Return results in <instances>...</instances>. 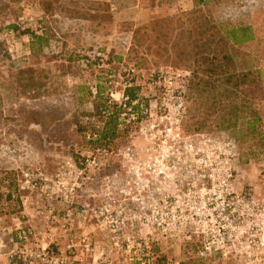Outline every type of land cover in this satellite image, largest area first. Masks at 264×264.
I'll return each instance as SVG.
<instances>
[{"label": "rangeland", "instance_id": "obj_1", "mask_svg": "<svg viewBox=\"0 0 264 264\" xmlns=\"http://www.w3.org/2000/svg\"><path fill=\"white\" fill-rule=\"evenodd\" d=\"M82 1L93 5L77 0L74 10L94 11L89 14L101 24L98 35L109 49L57 46L61 41L50 17L73 1L0 0V173L30 168L50 181L44 193L30 194L23 226L35 227L39 241L54 252L72 241L80 260L75 264H135L128 254L111 250L113 228L76 214L83 207L110 206L125 234L148 244L150 264H239L244 255L237 252L238 243L252 235L264 240V9L225 8L234 0H208L207 7H186L184 0H112V12L110 3ZM253 13H259L253 18L256 40L218 48L229 54L224 71L230 85L223 86L226 77H221L220 93L207 87L186 95L175 126L167 115L172 107L167 92L142 81L128 93L149 103L150 110L121 113L120 138L107 150L95 149L89 136L104 120L93 116L89 103L97 94L108 101L109 76L117 90L127 66L145 74L168 68L188 72L189 82L194 64L188 56L197 51L192 44L201 28L214 27L221 36L220 29L240 17L250 22ZM31 18H41L40 25ZM39 28L45 44L33 41L26 55L28 43L20 37ZM8 31L15 39L4 37ZM91 53L100 54L109 70L86 63ZM214 96L221 105L213 104ZM257 118L260 123L251 128ZM92 159L94 168L85 163ZM70 189L71 200L63 201ZM49 211L60 221L70 214L74 227L65 232L52 216L47 220ZM12 212L14 219L20 216L19 203L0 199V225H12ZM0 239L6 253L9 235L0 233ZM82 240L92 254L78 247ZM224 252L228 261L221 260ZM8 263L2 254L0 264Z\"/></svg>", "mask_w": 264, "mask_h": 264}, {"label": "built area", "instance_id": "obj_2", "mask_svg": "<svg viewBox=\"0 0 264 264\" xmlns=\"http://www.w3.org/2000/svg\"><path fill=\"white\" fill-rule=\"evenodd\" d=\"M31 20L29 19V22ZM4 37H9L11 40L15 39L16 33L8 31L4 33ZM10 53V50H7ZM88 61L86 63H95L97 68H106L109 70V66L105 64L106 60L102 58L100 54L91 53L87 56ZM25 60V58H24ZM188 72L174 70L171 68L160 69L151 71L145 74L142 70H137L131 66H127L123 69L122 78L119 77L123 86L120 90H117L119 84L112 81L113 76H109V85L112 86V91L109 94L107 105L110 107H116L121 110L122 113L128 115L133 114V110L137 109L138 114L145 115L150 110L151 105L145 104L139 99H133L129 95V90L135 87H141V82H145L148 87L163 88L168 95V102L171 104V109H167L168 119L174 121V125L178 126L183 113L184 100L186 95V88L188 85ZM95 95V92H93ZM85 123L92 121V118H84ZM98 130V128H97ZM92 139L96 138V133L92 134ZM86 166L96 167L97 163L95 159L86 160ZM8 172L10 171L7 170ZM14 188L10 192V198L13 201H17L21 208L20 216L13 220L11 226L0 225V233L8 234L9 249L6 253L3 251L6 249V245L0 239V256L4 254L8 260V264H75L80 263L76 255V245L70 241L61 252H54L51 248L39 241L40 234L36 231V228L32 225L23 226L24 212L29 208V196L34 192L44 193L49 188L50 181L38 171L31 170L30 168L21 169L19 172H14ZM227 188V185L225 186ZM73 190L70 189L63 195V201L71 200L73 196ZM231 194L227 193L226 197ZM243 199H241L242 201ZM83 221L95 220L102 225H108L111 233L114 235L109 237V244L111 250L118 253H125L129 255V261L135 264H150L152 260V252L150 247L145 242H138L133 240L129 235L125 234V224L123 221L117 219L110 206H103L100 208H88L83 207L76 213ZM52 216V221L59 222L61 229L65 231L70 227V214L66 213L61 217V221L57 220L53 216L52 212H48L47 220ZM259 229L255 231H262ZM218 234L223 230H217ZM33 242V244H32ZM79 248L86 255L92 254L93 250L90 244L85 240H82L78 244ZM239 248L236 249L239 254L244 256L238 258L239 264H264V240L256 239V235L250 236L249 240L243 243H238ZM233 248H236L235 244H232ZM81 252V254H82ZM228 253L224 252L221 255L222 261H228Z\"/></svg>", "mask_w": 264, "mask_h": 264}, {"label": "trees", "instance_id": "obj_3", "mask_svg": "<svg viewBox=\"0 0 264 264\" xmlns=\"http://www.w3.org/2000/svg\"><path fill=\"white\" fill-rule=\"evenodd\" d=\"M69 6H59L58 16L61 19L62 23L71 21V20H79L84 23H87L88 32L90 31L92 34L98 35V30L101 28L100 23L95 21L94 17L90 16V12L94 11L88 10V14L83 15L81 12H78L75 9L77 5V0H69ZM82 5H91L93 3L83 2L82 0H78ZM193 6L196 7H207L208 0H190ZM74 7V8H73ZM180 17V16H179ZM53 17H50L52 20ZM178 19V18H177ZM236 25H230L228 28L220 29L221 36L214 34L216 29L211 27L210 29L201 28L200 32L193 39L192 48L197 51L193 53V55H189L188 57L192 58L194 64V70L191 72V79L188 82L186 88V95L190 96L195 92H198L200 89H209L215 92L217 89V93L219 92V80L221 77H226L225 82L222 84L223 86H227L231 84L232 78H229L228 73L224 70L229 66V54L223 49L218 48L220 46L228 47L231 44L232 47L242 46L248 43H252L256 40V35L253 32L251 26L242 25L240 23H235ZM211 33H210V32ZM41 28L36 31L35 34H31L32 40L34 43L45 44L42 34ZM213 49V50H212ZM227 73V74H226ZM199 75H204L209 79V82L200 78ZM258 76V72L255 73ZM221 81V80H220ZM216 84V85H215ZM218 84V86H217ZM97 98L92 103L93 108V116H99L104 120L102 129L96 133V138L92 141L95 146V149H109L113 143L120 138V132L124 129L119 127L118 117L122 113L121 110L116 107H110L107 105L106 100L101 99V94H97ZM185 95V99L187 101V96ZM132 97V95L130 94ZM223 96V95H222ZM222 96L221 97L222 99ZM213 104L215 106L221 105V101L215 99L213 97ZM260 118L254 120L251 123V128L256 124L260 123ZM264 161V157L262 158ZM14 188V174L12 172H1L0 173V199H4L7 201H13L10 198V192ZM11 223H13L15 214L12 212L10 214Z\"/></svg>", "mask_w": 264, "mask_h": 264}, {"label": "crops", "instance_id": "obj_4", "mask_svg": "<svg viewBox=\"0 0 264 264\" xmlns=\"http://www.w3.org/2000/svg\"><path fill=\"white\" fill-rule=\"evenodd\" d=\"M93 1H100V0H93ZM101 1L106 2V3H110L112 12L116 11V7H115L114 3L112 2V0L111 1L110 0H101ZM184 2H185L186 7H192L193 6V4L191 2H189V0H184ZM245 4H247L246 7L252 11L264 9V0H234V2H230L225 8L233 9V10L237 11L238 9H244ZM258 14L259 13H257V14L253 13L251 15L252 20L250 22H248L247 20H244L243 17H240V18L235 20V23H240L242 25L251 26L253 29V32L255 33L254 28H253V25H254L253 18ZM35 19L36 18L30 19L31 24L40 25L39 23L41 22V18H37L36 20ZM52 23L55 26H57L56 34L59 37V40L61 41V42L57 43V46H61V44L66 42V43H69L71 45L70 47L72 49H78V47L80 45H83L84 47H86L87 45L90 47H92V46L94 47L96 45L100 46L102 44V45L106 46V48L109 49V45L105 44L106 43L105 38L100 37L99 35H96V34H92L90 31L88 32L89 28L87 26V23H84V22L79 21V20H71V21L62 23L61 19L58 16H55L52 18ZM31 34L36 35V31L31 32ZM31 34L30 35L29 34L28 35H22L20 37L21 39H25V41L28 43V46L26 47V49H27L26 55H30V46L33 43ZM122 35H125V34L122 33ZM255 35L257 38L256 33H255ZM118 36H121V35H118ZM16 40H17V38H16ZM59 49L61 50V48H59ZM93 96H94V94H93ZM93 99L94 98H91V101L89 103V106H91V107H92L91 103H92ZM11 138H13V137H11ZM1 145L2 146H0V147L3 148L4 145L3 144H1ZM7 146H9V145H7ZM10 146H9L10 148L15 147V142H11ZM263 165H264V161H263ZM71 227H74V225H71V223H70V229H72ZM68 230L69 229H67L66 231H68Z\"/></svg>", "mask_w": 264, "mask_h": 264}]
</instances>
